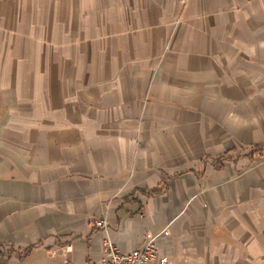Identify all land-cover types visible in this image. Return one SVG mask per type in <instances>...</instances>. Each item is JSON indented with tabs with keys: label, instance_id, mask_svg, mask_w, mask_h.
<instances>
[{
	"label": "crops",
	"instance_id": "1",
	"mask_svg": "<svg viewBox=\"0 0 264 264\" xmlns=\"http://www.w3.org/2000/svg\"><path fill=\"white\" fill-rule=\"evenodd\" d=\"M101 219L264 264V0H0V264L100 260Z\"/></svg>",
	"mask_w": 264,
	"mask_h": 264
},
{
	"label": "built area",
	"instance_id": "2",
	"mask_svg": "<svg viewBox=\"0 0 264 264\" xmlns=\"http://www.w3.org/2000/svg\"><path fill=\"white\" fill-rule=\"evenodd\" d=\"M104 236L102 238L103 257L100 260H89L82 264H172L170 258L159 253L158 246L154 240L145 242L141 247L132 249L129 252H121L113 242L108 222L101 219L96 222ZM50 255H57L56 250H49Z\"/></svg>",
	"mask_w": 264,
	"mask_h": 264
}]
</instances>
